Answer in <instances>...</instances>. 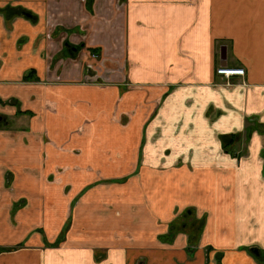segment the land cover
Segmentation results:
<instances>
[{"label": "crops", "instance_id": "obj_1", "mask_svg": "<svg viewBox=\"0 0 264 264\" xmlns=\"http://www.w3.org/2000/svg\"><path fill=\"white\" fill-rule=\"evenodd\" d=\"M0 264H264V0H0Z\"/></svg>", "mask_w": 264, "mask_h": 264}, {"label": "built area", "instance_id": "obj_2", "mask_svg": "<svg viewBox=\"0 0 264 264\" xmlns=\"http://www.w3.org/2000/svg\"><path fill=\"white\" fill-rule=\"evenodd\" d=\"M216 74L226 79H230L231 77L245 76V70L239 67L220 66L216 69Z\"/></svg>", "mask_w": 264, "mask_h": 264}, {"label": "rangeland", "instance_id": "obj_3", "mask_svg": "<svg viewBox=\"0 0 264 264\" xmlns=\"http://www.w3.org/2000/svg\"><path fill=\"white\" fill-rule=\"evenodd\" d=\"M98 56L99 55L98 54H95V53L90 55V60H92L93 61V64L96 65V66H98V59H97Z\"/></svg>", "mask_w": 264, "mask_h": 264}, {"label": "trees", "instance_id": "obj_4", "mask_svg": "<svg viewBox=\"0 0 264 264\" xmlns=\"http://www.w3.org/2000/svg\"><path fill=\"white\" fill-rule=\"evenodd\" d=\"M81 48L83 47V45L82 46H80ZM69 48V45L68 46H66V49H68ZM93 52H96V50L94 49V50H92Z\"/></svg>", "mask_w": 264, "mask_h": 264}]
</instances>
